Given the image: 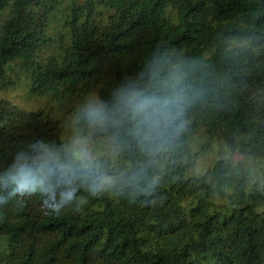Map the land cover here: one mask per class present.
<instances>
[{
    "label": "trees",
    "instance_id": "trees-1",
    "mask_svg": "<svg viewBox=\"0 0 264 264\" xmlns=\"http://www.w3.org/2000/svg\"><path fill=\"white\" fill-rule=\"evenodd\" d=\"M56 2L0 0V87L16 69L39 96L96 86L77 123L117 159L75 157L58 120L0 98V264H264L242 170L210 169L226 204L184 200L199 128L264 158V0L74 2L44 54Z\"/></svg>",
    "mask_w": 264,
    "mask_h": 264
},
{
    "label": "rangeland",
    "instance_id": "rangeland-1",
    "mask_svg": "<svg viewBox=\"0 0 264 264\" xmlns=\"http://www.w3.org/2000/svg\"><path fill=\"white\" fill-rule=\"evenodd\" d=\"M74 2H83V0H57L54 4L52 21L47 29V33L53 37V40L43 46L44 54L57 50L58 44L54 38L60 30H63L61 27L62 18ZM100 9L103 10L102 6ZM233 43L240 44L242 42ZM12 75L14 76V83L6 88L0 87V98L7 99L11 104L24 110L42 109L52 119L58 120L61 138L72 150L75 157L90 161L100 158L110 159L112 162L116 161L117 150L111 139L96 132V125L80 126L77 123V113L80 106L99 108L100 102L96 86L81 99L76 95L52 98L30 93L28 91V79L19 69H16ZM191 148L195 161L187 172L191 178V184L185 201L189 202L198 195H205L208 202L220 207L235 196L233 182L227 181L225 184H217L215 178L210 174V169L216 160L223 159L229 161L233 168L243 171L248 190L261 193V197L256 198V207L264 210L263 157L254 155L247 147L238 146L232 149L221 134L211 135L204 128H199L196 131L191 141ZM203 182L208 185L207 194L203 190Z\"/></svg>",
    "mask_w": 264,
    "mask_h": 264
}]
</instances>
